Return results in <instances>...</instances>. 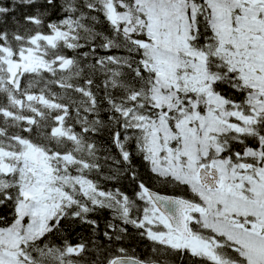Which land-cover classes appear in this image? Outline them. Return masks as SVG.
<instances>
[{
    "label": "snow or ice",
    "instance_id": "6c2138e0",
    "mask_svg": "<svg viewBox=\"0 0 264 264\" xmlns=\"http://www.w3.org/2000/svg\"><path fill=\"white\" fill-rule=\"evenodd\" d=\"M0 264H264V0H0Z\"/></svg>",
    "mask_w": 264,
    "mask_h": 264
}]
</instances>
